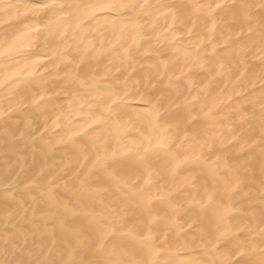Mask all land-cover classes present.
<instances>
[{
	"label": "clouds",
	"instance_id": "1",
	"mask_svg": "<svg viewBox=\"0 0 264 264\" xmlns=\"http://www.w3.org/2000/svg\"><path fill=\"white\" fill-rule=\"evenodd\" d=\"M0 264H264V0H0Z\"/></svg>",
	"mask_w": 264,
	"mask_h": 264
}]
</instances>
